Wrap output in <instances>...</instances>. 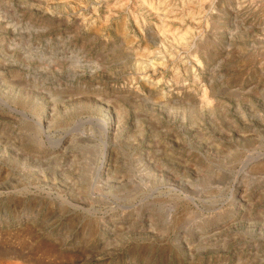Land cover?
Returning a JSON list of instances; mask_svg holds the SVG:
<instances>
[{
    "label": "rangeland",
    "instance_id": "374dc122",
    "mask_svg": "<svg viewBox=\"0 0 264 264\" xmlns=\"http://www.w3.org/2000/svg\"><path fill=\"white\" fill-rule=\"evenodd\" d=\"M8 263L264 264V0H0Z\"/></svg>",
    "mask_w": 264,
    "mask_h": 264
},
{
    "label": "bare ground",
    "instance_id": "6f19581e",
    "mask_svg": "<svg viewBox=\"0 0 264 264\" xmlns=\"http://www.w3.org/2000/svg\"><path fill=\"white\" fill-rule=\"evenodd\" d=\"M208 3H210V2H208ZM209 5V4H208ZM100 29V28H99ZM204 100V99H203ZM205 102V101H204ZM207 102V101H206ZM8 264H16V263H8Z\"/></svg>",
    "mask_w": 264,
    "mask_h": 264
}]
</instances>
